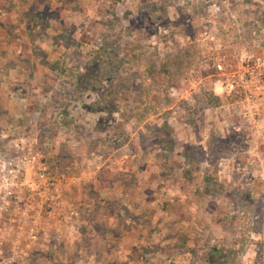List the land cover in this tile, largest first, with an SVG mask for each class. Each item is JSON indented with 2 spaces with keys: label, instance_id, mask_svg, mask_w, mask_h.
I'll return each mask as SVG.
<instances>
[{
  "label": "rangeland",
  "instance_id": "rangeland-1",
  "mask_svg": "<svg viewBox=\"0 0 264 264\" xmlns=\"http://www.w3.org/2000/svg\"><path fill=\"white\" fill-rule=\"evenodd\" d=\"M26 152L62 205L0 194V264H264V0H0V160Z\"/></svg>",
  "mask_w": 264,
  "mask_h": 264
},
{
  "label": "built area",
  "instance_id": "built-area-1",
  "mask_svg": "<svg viewBox=\"0 0 264 264\" xmlns=\"http://www.w3.org/2000/svg\"><path fill=\"white\" fill-rule=\"evenodd\" d=\"M218 67L222 69L221 65ZM236 82V79H233L227 83L229 91L234 90ZM18 147L22 148L21 144H18ZM22 151L25 152L26 150L22 149ZM25 154L21 158L0 160V194L3 193L8 196L18 194L17 199L21 202L22 198L32 202L39 197L54 209L60 207L62 205V192L59 181L52 177V169L47 158L31 152ZM48 239V234H44V238H42L39 232L33 231L28 237L29 244L26 248L14 247L12 253L14 256H28L29 249L34 244L47 242Z\"/></svg>",
  "mask_w": 264,
  "mask_h": 264
},
{
  "label": "trees",
  "instance_id": "trees-1",
  "mask_svg": "<svg viewBox=\"0 0 264 264\" xmlns=\"http://www.w3.org/2000/svg\"><path fill=\"white\" fill-rule=\"evenodd\" d=\"M97 51L98 50H96L95 48H93L92 49V52H94V53H97ZM90 57H92V55L90 56ZM107 61H108V63H107ZM106 63L108 64V65H110V64H112V60H106ZM90 74V73H89ZM69 79H70V81H71V83H73V85H75V86H77V85H79L78 83H79V81H81L82 79H85V78H87V76H86V74H80V72H76V71H72L70 74H69ZM95 80H97V78L99 77V76H97V75H95ZM111 77V76H110ZM101 79H102V81H103V84H104V88H106V95L105 96H103V104L105 105V109H109L110 107H111V105H112V103H113V105H114V102H116L117 101V98H116V100L114 99H111L110 97H108V95H107V93H108V88H110V86H112V84L111 85H109V81H111V80H107L106 79V76L104 75L103 76V78L102 77H100ZM97 82V81H96ZM94 86H96L95 84H93ZM114 85V84H113ZM100 88V87H99ZM119 88V87H118ZM116 89L117 88H115V89H111L110 90V92H109V95H113V94H115L116 96H120L119 94H117L116 93ZM99 98V97H98ZM110 101H112V103L110 104ZM93 105H95V102L94 103H92ZM92 107H94V106H92ZM117 109H118V103L116 104V107L114 108V109H112V110H114V111H117ZM136 109V108H135ZM113 111V112H114ZM136 111V110H135ZM48 160V159H47ZM48 162L50 163V161L48 160Z\"/></svg>",
  "mask_w": 264,
  "mask_h": 264
}]
</instances>
